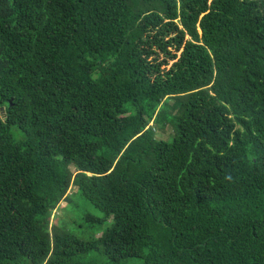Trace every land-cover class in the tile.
<instances>
[{
    "label": "trees",
    "instance_id": "16d2710c",
    "mask_svg": "<svg viewBox=\"0 0 264 264\" xmlns=\"http://www.w3.org/2000/svg\"><path fill=\"white\" fill-rule=\"evenodd\" d=\"M0 264H264V0H0Z\"/></svg>",
    "mask_w": 264,
    "mask_h": 264
},
{
    "label": "rangeland",
    "instance_id": "374dc122",
    "mask_svg": "<svg viewBox=\"0 0 264 264\" xmlns=\"http://www.w3.org/2000/svg\"><path fill=\"white\" fill-rule=\"evenodd\" d=\"M162 58H164V56H163V54H162V56H161ZM173 61H170V64L169 65H171V63H172ZM173 133V127L171 126V125H167V127L165 128V129H158L157 130V135L159 136V137H162V138H168L169 136H170V134H172ZM76 191V187L75 186H72V188L69 190V194L70 195H74V192ZM79 200H80V198H78ZM74 203H77V201L75 200V202ZM79 203V202H78ZM80 205H82L81 206V208H80V212H82L81 210H84L83 212L84 213H86V212H94V211H96V209L91 205V204H88V203H84V202H82V201H80ZM70 207L71 206V204H70V202L69 201H67V200H63L62 202H61V204H60V208L59 209H57V210H55V213L56 214H59V216H65V213H66V209H64V208H66V207ZM67 207V208H68ZM74 208H76V205H74ZM73 208V209H74ZM56 220H57V218H54V222H56ZM59 221V220H58ZM81 226V225H80ZM81 227H83V226H81ZM81 227H79L78 229H82ZM102 227H105L104 225L102 226ZM92 230H94V231H96L97 230V227L95 226V227H92L91 228ZM100 233H102V229H101V232H99V233H97V234H100Z\"/></svg>",
    "mask_w": 264,
    "mask_h": 264
}]
</instances>
